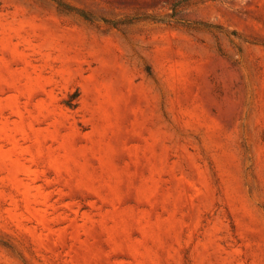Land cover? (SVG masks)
I'll list each match as a JSON object with an SVG mask.
<instances>
[{"label":"rangeland","instance_id":"1","mask_svg":"<svg viewBox=\"0 0 264 264\" xmlns=\"http://www.w3.org/2000/svg\"><path fill=\"white\" fill-rule=\"evenodd\" d=\"M0 264H264V0H0Z\"/></svg>","mask_w":264,"mask_h":264}]
</instances>
